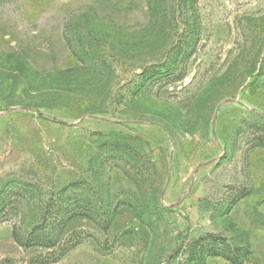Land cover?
<instances>
[{
  "label": "rangeland",
  "instance_id": "rangeland-1",
  "mask_svg": "<svg viewBox=\"0 0 264 264\" xmlns=\"http://www.w3.org/2000/svg\"><path fill=\"white\" fill-rule=\"evenodd\" d=\"M0 264H264V0H0Z\"/></svg>",
  "mask_w": 264,
  "mask_h": 264
}]
</instances>
